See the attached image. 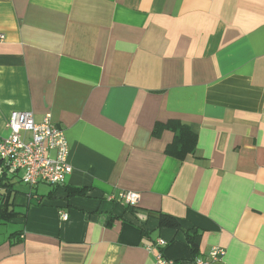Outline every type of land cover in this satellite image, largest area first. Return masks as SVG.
I'll list each match as a JSON object with an SVG mask.
<instances>
[{
  "label": "crops",
  "instance_id": "obj_1",
  "mask_svg": "<svg viewBox=\"0 0 264 264\" xmlns=\"http://www.w3.org/2000/svg\"><path fill=\"white\" fill-rule=\"evenodd\" d=\"M0 36V141L50 114L73 167L30 187L0 160V264H156L159 239L264 264V0H0Z\"/></svg>",
  "mask_w": 264,
  "mask_h": 264
},
{
  "label": "built area",
  "instance_id": "obj_2",
  "mask_svg": "<svg viewBox=\"0 0 264 264\" xmlns=\"http://www.w3.org/2000/svg\"><path fill=\"white\" fill-rule=\"evenodd\" d=\"M9 126L11 135L0 141V160L4 162L8 172L13 175L23 172L22 181L30 187L40 183L64 186L73 172L69 161L70 145L65 133L54 124L52 116L46 115L39 124L35 122L31 112H14L10 117ZM1 200L0 190V204ZM109 200H118L137 208L140 195L130 191L121 192L118 197L111 196ZM61 218L67 220L68 214L61 213ZM156 245L160 249L156 264H174L162 253L167 242L159 239ZM148 249L153 251L154 247L149 246ZM224 255V249L213 248L209 259L198 257L193 264H216Z\"/></svg>",
  "mask_w": 264,
  "mask_h": 264
},
{
  "label": "trees",
  "instance_id": "obj_3",
  "mask_svg": "<svg viewBox=\"0 0 264 264\" xmlns=\"http://www.w3.org/2000/svg\"><path fill=\"white\" fill-rule=\"evenodd\" d=\"M171 129L175 133V139L172 144H170L166 148V153L168 155L184 159L187 154L192 153L195 149L196 144V134H194L187 126L181 125V124H175L174 127H171ZM80 194H83L82 191L78 192ZM130 207V206H129ZM133 211L137 210V208L130 207ZM189 245L191 246L192 250L196 251V245L191 240L189 242Z\"/></svg>",
  "mask_w": 264,
  "mask_h": 264
},
{
  "label": "rangeland",
  "instance_id": "obj_4",
  "mask_svg": "<svg viewBox=\"0 0 264 264\" xmlns=\"http://www.w3.org/2000/svg\"><path fill=\"white\" fill-rule=\"evenodd\" d=\"M12 224H8V225H5V226H2L1 227V225H0V232H3V231H5V229L7 228V227H9V226H11ZM13 226H16V227H18L17 225H13ZM10 228H12L13 229V227L11 226Z\"/></svg>",
  "mask_w": 264,
  "mask_h": 264
}]
</instances>
